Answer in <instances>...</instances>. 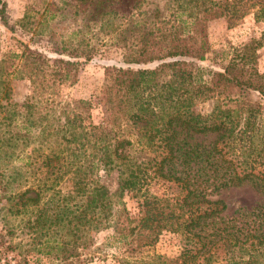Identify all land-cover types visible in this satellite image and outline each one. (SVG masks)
Listing matches in <instances>:
<instances>
[{
	"label": "trees",
	"instance_id": "16d2710c",
	"mask_svg": "<svg viewBox=\"0 0 264 264\" xmlns=\"http://www.w3.org/2000/svg\"><path fill=\"white\" fill-rule=\"evenodd\" d=\"M75 1L84 4V17L63 40L58 56L42 57L43 64L27 52L13 57L20 60L14 72L32 88L25 114L11 105L10 116L0 121V132L11 129L13 151L34 142L35 99L49 87L74 85L80 60L93 57L96 42L120 50L127 67H107L93 100L74 102L63 124L49 131L61 148L44 167L53 176L52 186L72 173L73 191L43 199L29 187L10 195L16 201L10 209L19 206L28 215L32 232L59 236L39 241L38 253L58 264H89L92 234L110 228L117 242L139 247L153 246L163 233L180 236L179 264L194 262L214 247L224 256L240 254V262L230 264H264V205L240 209L228 219L227 204L213 198L244 184L264 195V75L256 54L264 47V0ZM33 15L27 8L23 20ZM249 15L259 36L231 48L223 68L208 71V81L197 79V63L211 52L208 23L223 18L231 29ZM10 58L0 59V99L6 102ZM152 63L158 64L130 67ZM206 102L211 103L208 113L197 110ZM94 107L103 112L98 124L91 120ZM84 143L97 153L95 183L82 178L76 163L67 170L56 164L70 153L69 145ZM155 178L176 183L181 195L174 200L143 195L132 218L120 201Z\"/></svg>",
	"mask_w": 264,
	"mask_h": 264
},
{
	"label": "rangeland",
	"instance_id": "374dc122",
	"mask_svg": "<svg viewBox=\"0 0 264 264\" xmlns=\"http://www.w3.org/2000/svg\"><path fill=\"white\" fill-rule=\"evenodd\" d=\"M147 1L163 4L161 0ZM27 8L32 10L34 15L30 20H23ZM84 10V4L75 0H0V59L11 57L9 65L14 64L13 67L8 66V72H13V75L7 78L8 102L0 99V121L10 116L9 110L12 111V106L24 115L23 105L32 90L30 82L14 72L20 61L18 57L13 58L14 55L20 56L22 52H27L32 58L40 56L41 64L42 57L55 58L62 48L63 40L79 27ZM258 36L259 28L254 24L252 15L245 17L231 29L227 28L223 18L210 21L208 39L211 52L206 60L197 63L200 70L196 78L208 81V71L221 70L226 61V53L231 48ZM95 48L96 52L90 60H80L78 79L74 85L49 87L35 99L36 111L30 120L33 124L34 142L30 146L24 147L21 151L19 149L13 151L9 145L11 129H1L0 247L5 264H58L53 257L38 253L39 241L58 238V234L49 232L38 236L32 232L27 227L28 215H25L19 206V209L12 211L10 206L16 201L9 198L12 192L23 191L29 187L35 188L43 199L51 197L57 191L62 195L73 191L72 173H67L58 185L52 186L53 176H49L48 169L44 167L52 152L61 148L49 131L63 124L65 117L73 110L74 102L93 100L102 87L107 67H127L123 63L120 50L99 41L96 42ZM256 54L257 67L264 75V47L258 49ZM157 64L130 67L153 68ZM251 99L256 100V97L252 96ZM262 101L264 104V99ZM196 108L208 113L211 103H201ZM90 114L93 124L101 122L103 112L99 107H94ZM24 119L21 118L20 122ZM17 144L22 147L24 145L21 141ZM84 144L69 145L71 148L69 155L65 154V157L59 159L56 164L67 170L70 166L74 169L72 165L76 163L83 171L82 178L95 183L98 171L93 165L97 160V153L91 146ZM29 195L35 196L31 192ZM143 195L174 200L181 195V189L176 183L163 178L149 179L141 192L126 193L120 201L132 218L140 212ZM213 198L222 199L227 204L228 219L236 217L240 209L249 211L259 204L264 205V195L253 190L248 184L221 190ZM91 238L93 244L87 251L92 257L89 264H170L179 257L183 247L181 237L172 233H163L153 246L147 247L117 242L110 228L93 233ZM215 251L217 255L214 254ZM210 254L211 259L208 257ZM230 256H224L223 252L214 247L209 254L205 253L189 264H230L234 260L240 262L239 253L235 254L236 259L233 256L230 259ZM180 262L181 260H176L173 264Z\"/></svg>",
	"mask_w": 264,
	"mask_h": 264
},
{
	"label": "built area",
	"instance_id": "2783aa9c",
	"mask_svg": "<svg viewBox=\"0 0 264 264\" xmlns=\"http://www.w3.org/2000/svg\"><path fill=\"white\" fill-rule=\"evenodd\" d=\"M0 264H5V259L3 257L2 248L0 247Z\"/></svg>",
	"mask_w": 264,
	"mask_h": 264
}]
</instances>
